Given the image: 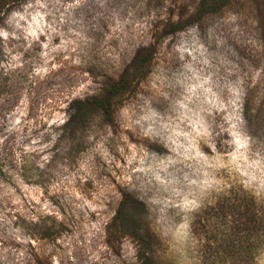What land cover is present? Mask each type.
I'll use <instances>...</instances> for the list:
<instances>
[{
    "label": "rangeland",
    "instance_id": "1",
    "mask_svg": "<svg viewBox=\"0 0 264 264\" xmlns=\"http://www.w3.org/2000/svg\"><path fill=\"white\" fill-rule=\"evenodd\" d=\"M230 209L264 211V0H0V264H264Z\"/></svg>",
    "mask_w": 264,
    "mask_h": 264
},
{
    "label": "trees",
    "instance_id": "2",
    "mask_svg": "<svg viewBox=\"0 0 264 264\" xmlns=\"http://www.w3.org/2000/svg\"><path fill=\"white\" fill-rule=\"evenodd\" d=\"M118 84H119L118 81H116V82H113L112 84L109 85L111 92H114L115 90H117ZM111 97H112V95L108 92V93L98 94L96 96H93L90 98V100H87L83 103L79 102L80 107L78 109L75 108V110H72L73 115L76 113L75 115L77 116L80 113H82V111L85 108H91V107L102 109L105 115H108V114L112 115L111 109L113 107V103H112ZM71 119H72V117H71ZM69 122H70V120H69ZM235 217H237V218H235ZM227 218L229 219V221H228L229 223H231V222L235 223V226H234L235 229L233 231L234 237L235 236L238 237L239 233L248 234L251 231H254V233H256V235L258 236V239L256 240L257 245H259V246L264 245V211L261 214H259L258 216H255L254 221L250 220V214H249L248 210L242 211L241 213L240 212L236 213L235 210H231L230 212H228ZM235 244H236V240L232 239L231 243L228 244L227 247L235 248V246H236ZM245 248H246V250H248V248H249L248 243L246 244ZM231 258H235V256L231 255ZM242 258L245 260V264H248V261H249L248 255H246L245 257L242 256ZM205 259L209 260L208 257ZM205 259L203 261V264H207V261Z\"/></svg>",
    "mask_w": 264,
    "mask_h": 264
}]
</instances>
